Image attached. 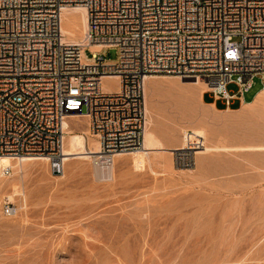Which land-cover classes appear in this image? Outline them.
<instances>
[{
	"label": "rangeland",
	"instance_id": "obj_1",
	"mask_svg": "<svg viewBox=\"0 0 264 264\" xmlns=\"http://www.w3.org/2000/svg\"><path fill=\"white\" fill-rule=\"evenodd\" d=\"M155 76L146 101L157 150L122 155L110 179L84 158L59 176L47 160L0 175V264H264V100L248 105L264 83L219 110L203 102L205 82ZM118 84L104 79L108 91ZM67 122L91 145L87 117Z\"/></svg>",
	"mask_w": 264,
	"mask_h": 264
},
{
	"label": "built area",
	"instance_id": "obj_2",
	"mask_svg": "<svg viewBox=\"0 0 264 264\" xmlns=\"http://www.w3.org/2000/svg\"><path fill=\"white\" fill-rule=\"evenodd\" d=\"M78 6L87 28L71 42L62 16ZM113 48L118 58L108 60ZM156 74L205 82L227 110L243 103L256 78L264 83V0H0V173L13 172L4 158L40 157L63 174L72 114L87 117L99 141L94 166L112 168L144 147ZM109 76L116 90L104 89Z\"/></svg>",
	"mask_w": 264,
	"mask_h": 264
},
{
	"label": "bare ground",
	"instance_id": "obj_3",
	"mask_svg": "<svg viewBox=\"0 0 264 264\" xmlns=\"http://www.w3.org/2000/svg\"><path fill=\"white\" fill-rule=\"evenodd\" d=\"M68 13H77L78 15L69 19L67 17ZM86 28H87V13L83 7L78 6V7H73V8H67L63 12L62 29H63L64 34L66 35V40L71 41V42H82L83 39L81 38L80 40V37L84 35ZM91 48L92 50L96 51V50H101L102 46L92 45ZM154 77L156 76L153 75V76L148 77V80L146 83V99H149V88L153 84ZM107 78H117V77L109 76ZM263 89L262 91L259 92L256 99L253 102L248 103V105H256L264 100V90ZM146 105H147V101H146ZM147 111H149L148 107H147ZM66 131H67V135L65 139V165L66 163H69L70 160L73 158H82V159L84 158V159L94 160L95 153H98L100 151V144L97 138L95 137V135L91 134L93 139L91 138L92 139L91 145H89V141H88L89 132H84L83 134L81 133L74 134L71 132L67 121H66ZM161 142L154 129L153 120L152 118L149 119V115H148V126L146 129L145 138H144V147L139 149L140 152L138 150H135L137 152L130 153V154H136V155L144 154V156L148 155L150 153L149 151L157 150L159 147H161ZM122 155L124 154L117 155L116 160L119 161ZM180 156H181L180 157L181 161L185 159V157H187V156L183 157L182 155ZM37 160H47V159L40 158V157H24V158H19L17 160H13L11 158H4L3 163L5 165H11L14 168H18L19 170H22L24 168L25 163L29 161H37ZM112 168L102 169V168L95 167L96 175L98 176L99 179H101L102 177L110 179V176L107 174V172L111 171ZM0 175L2 174L0 173ZM113 177H114V170H113L112 179Z\"/></svg>",
	"mask_w": 264,
	"mask_h": 264
},
{
	"label": "crops",
	"instance_id": "obj_4",
	"mask_svg": "<svg viewBox=\"0 0 264 264\" xmlns=\"http://www.w3.org/2000/svg\"><path fill=\"white\" fill-rule=\"evenodd\" d=\"M208 90L204 91L203 94H202V100L205 104H208V105H211L213 104L215 106L216 109H219V110H226V107L224 105V102L221 101V100H214L213 96L211 93L207 92ZM209 96L212 101L210 100H207L206 97ZM243 103H241L240 100H234L233 101V105L232 107L230 108L231 109H234L235 105H237V107H240L242 106Z\"/></svg>",
	"mask_w": 264,
	"mask_h": 264
},
{
	"label": "trees",
	"instance_id": "obj_5",
	"mask_svg": "<svg viewBox=\"0 0 264 264\" xmlns=\"http://www.w3.org/2000/svg\"><path fill=\"white\" fill-rule=\"evenodd\" d=\"M237 108H239V107H234V109H237Z\"/></svg>",
	"mask_w": 264,
	"mask_h": 264
}]
</instances>
